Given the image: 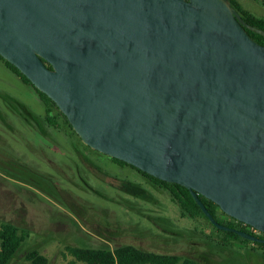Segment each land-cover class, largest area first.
<instances>
[{
	"label": "water",
	"instance_id": "obj_1",
	"mask_svg": "<svg viewBox=\"0 0 264 264\" xmlns=\"http://www.w3.org/2000/svg\"><path fill=\"white\" fill-rule=\"evenodd\" d=\"M229 0H0V56L82 142L264 233V45ZM46 63L50 64L49 67Z\"/></svg>",
	"mask_w": 264,
	"mask_h": 264
},
{
	"label": "rangeland",
	"instance_id": "obj_2",
	"mask_svg": "<svg viewBox=\"0 0 264 264\" xmlns=\"http://www.w3.org/2000/svg\"><path fill=\"white\" fill-rule=\"evenodd\" d=\"M238 2L264 17V0ZM3 63L0 224L30 234L10 264H30L25 256L33 249L46 255L49 264H73L66 246L113 249L127 244L199 264H264L263 249L218 245L222 234L206 220L183 217L166 191L139 171L87 148L62 118L61 129L46 125L36 90Z\"/></svg>",
	"mask_w": 264,
	"mask_h": 264
},
{
	"label": "trees",
	"instance_id": "obj_3",
	"mask_svg": "<svg viewBox=\"0 0 264 264\" xmlns=\"http://www.w3.org/2000/svg\"><path fill=\"white\" fill-rule=\"evenodd\" d=\"M229 2L242 15V17L247 23H249L250 25L256 28L264 30V17H259L251 13L250 11L245 9L238 2V0H229ZM248 32L250 36L257 43L264 45L263 35L259 33H255L250 30H248ZM0 60H2L7 66V68L11 70L17 77H19L23 83L32 86L36 90V92L39 95L38 97H40L39 99L43 102L45 106L46 116L42 117L41 120L43 119L44 122L47 123L46 125H49L55 130L61 129L60 127L61 122H59V119L62 118L63 124L68 126V128L71 130L72 136L73 134L78 135L73 129L68 118L60 111L57 104L51 98H49L45 93L38 90L33 85V83L14 65L6 61L1 56H0ZM46 64L49 67H51L50 64L48 63ZM85 146L87 148H90L87 145ZM94 151L103 156H107L96 150ZM110 159L119 163L121 166H129L139 171L155 185L166 191L170 195L171 201L178 205L181 215L183 217H187L190 219L203 218L204 220H206L216 231L222 234L221 239L217 242L218 245L224 247H232L237 243L242 245L255 244L256 246L264 250V243L253 242L251 240L241 237L236 232L220 230L216 226H214L210 222L208 217L205 215L202 208L196 202L190 190L187 189L186 187L180 184L170 183L157 179L145 172L140 171L134 166L127 164L126 162L118 160L116 158H110ZM19 178L26 180L25 182L29 181L21 176ZM48 193L50 192L48 191ZM200 197L207 206L208 210L220 223L229 226L231 228H236L238 230L249 232L260 238H264V233H259V234L256 233L257 231L253 227L241 221H238L231 216H228L226 213L223 212V210H221L220 206L214 203L213 201L203 196ZM220 214L223 215L225 218H222ZM29 237L30 234L28 231L20 229L14 224L8 222H2L0 224V241H1L0 264H10L12 260L17 256L20 249L22 248L23 243ZM66 251L67 254L71 255L74 258V261L72 262L73 264L76 262H80L83 264H199L196 260L188 257H183L177 254H166V253H157L154 251H146L131 244L117 246L113 249L109 247L93 248V247L66 246ZM25 258L30 264H49V258L46 255L42 254L38 249H33L27 252Z\"/></svg>",
	"mask_w": 264,
	"mask_h": 264
},
{
	"label": "crops",
	"instance_id": "obj_4",
	"mask_svg": "<svg viewBox=\"0 0 264 264\" xmlns=\"http://www.w3.org/2000/svg\"><path fill=\"white\" fill-rule=\"evenodd\" d=\"M1 61H2V60H1ZM2 62H3V61H2ZM4 64H5V63H3V65H4ZM4 67H5V69H8L6 65H5ZM8 70H9V69H8ZM9 71H11V70H9ZM11 72H12V71H11ZM12 73H13V72H12ZM13 74H14V73H13ZM14 75H15V74H14ZM15 76H16V75H15ZM16 77H17V76H16ZM18 78H19V77H18Z\"/></svg>",
	"mask_w": 264,
	"mask_h": 264
}]
</instances>
